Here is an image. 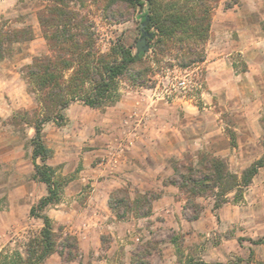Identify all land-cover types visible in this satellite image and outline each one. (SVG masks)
<instances>
[{
	"label": "rangeland",
	"instance_id": "374dc122",
	"mask_svg": "<svg viewBox=\"0 0 264 264\" xmlns=\"http://www.w3.org/2000/svg\"><path fill=\"white\" fill-rule=\"evenodd\" d=\"M46 4V0H0V23L29 24L35 32L32 40L16 44L14 53L0 62V251L22 248L43 226V220L30 213L47 194V185L34 178L30 143L34 128L13 124L12 116L20 111L33 114L38 106L22 69L34 56L49 53L38 19ZM81 9L96 23L100 51L108 52L118 40L137 51L147 7H123L115 15L94 3ZM205 49L206 60L189 66L178 64L175 50L161 56L160 63L151 52L141 68L150 69L144 85L125 75L122 97L115 104L98 109L73 102L65 110L68 122L45 125L48 145H69L48 163L72 179L60 201L44 211L53 220L59 247L42 264L218 261L213 247L237 226L223 232L207 221L208 229L199 231L183 213L186 194L164 181L173 174L174 161L197 164L203 152L224 157L236 172L263 154L264 0H219ZM185 76L187 90L178 86ZM146 141L151 143L148 156L141 147ZM120 187H126L132 198L138 191L161 196L153 201L149 216L129 212L119 218L108 199ZM258 188L264 189V167L249 186ZM96 189L104 196H94ZM229 197L227 203H235L234 192ZM196 201L204 210L218 209L211 196ZM67 237L78 245L71 252L65 246ZM174 237H179L180 253Z\"/></svg>",
	"mask_w": 264,
	"mask_h": 264
},
{
	"label": "trees",
	"instance_id": "16d2710c",
	"mask_svg": "<svg viewBox=\"0 0 264 264\" xmlns=\"http://www.w3.org/2000/svg\"><path fill=\"white\" fill-rule=\"evenodd\" d=\"M47 4L38 12L43 36L49 46V53L36 55L22 69L27 81V89L34 96L37 108L34 113L19 112L12 116L13 124H25L34 128L30 138L34 162V178L47 185V194L32 206V216L41 218L43 226L29 236L22 248L2 249L0 264H42L48 256L58 250L59 242L52 218L45 209L58 203L65 187L72 179L64 175L58 167L50 165L54 151L46 143L44 127L54 121L64 125L67 121L65 110L73 103L81 101L92 108L104 109L118 102L122 97L121 79L128 75L134 84L144 85L150 69L143 68L148 54L153 52V60L160 63L161 56L177 51L180 66L199 64L206 60L205 44L210 35L214 9L219 0H46ZM89 3L99 5L108 14L121 12L122 8H144L142 21L148 33L150 50L134 51L122 41H114L108 52L98 48L99 35L96 23L81 8ZM142 34V30H141ZM35 36L31 25L11 27L8 21L0 23V62L11 56L15 45L32 40ZM150 64V63H149ZM264 128V117L262 118ZM232 144L236 145L235 133H231ZM264 146V141H263ZM40 159L41 162L37 160ZM264 167L263 154L246 166L241 172L233 171L228 161L221 156L203 152L197 164L173 162V174L165 185L179 187L186 194L183 213L188 220L198 219L204 207L196 198L211 196L217 209L230 201L244 197L259 170ZM160 193L137 192L132 198L126 187L114 189L108 204L119 218L129 212L137 216H149L153 201ZM189 210H191L189 212ZM179 237L172 240L181 252ZM250 240L253 244L264 243V237ZM65 239L68 252L77 248ZM253 260L235 256L227 262L213 264H246ZM187 264H205L204 260H189Z\"/></svg>",
	"mask_w": 264,
	"mask_h": 264
},
{
	"label": "crops",
	"instance_id": "0c3cea01",
	"mask_svg": "<svg viewBox=\"0 0 264 264\" xmlns=\"http://www.w3.org/2000/svg\"><path fill=\"white\" fill-rule=\"evenodd\" d=\"M66 118H68L67 115ZM145 144L141 147L146 151L144 152L145 156H148L151 152H147L146 149L151 147V143L146 141ZM49 147L53 149L55 159L60 156L61 148L69 149L68 144L65 146L49 145ZM37 161L40 162V159ZM50 165H53V163H50ZM62 173L64 175L66 174L63 170ZM100 190L96 189L94 192V196H97V198L103 197V194H105L103 193L104 191L101 192ZM100 201L102 205L105 203V199L103 198ZM90 204L93 206L96 202L92 199ZM207 221L208 225L213 226V228L219 227L223 232L237 226L236 231L223 236L221 241L213 247L218 261L227 262L237 256V254L247 259L252 250L253 260L246 262V264H264V243L253 244L247 239L240 242V238L257 239L264 237V189L258 188L251 190L248 187L242 200L235 201V203H227L215 210L214 213L208 209L203 210L201 216L194 220L195 228L199 231L207 230L208 228H205Z\"/></svg>",
	"mask_w": 264,
	"mask_h": 264
},
{
	"label": "water",
	"instance_id": "95a60500",
	"mask_svg": "<svg viewBox=\"0 0 264 264\" xmlns=\"http://www.w3.org/2000/svg\"><path fill=\"white\" fill-rule=\"evenodd\" d=\"M142 36L137 41V52H147L150 50V44L148 42V33L145 30V24H141Z\"/></svg>",
	"mask_w": 264,
	"mask_h": 264
},
{
	"label": "built area",
	"instance_id": "2783aa9c",
	"mask_svg": "<svg viewBox=\"0 0 264 264\" xmlns=\"http://www.w3.org/2000/svg\"><path fill=\"white\" fill-rule=\"evenodd\" d=\"M178 86L184 90H187L190 87L187 76L180 79V81L178 82Z\"/></svg>",
	"mask_w": 264,
	"mask_h": 264
}]
</instances>
